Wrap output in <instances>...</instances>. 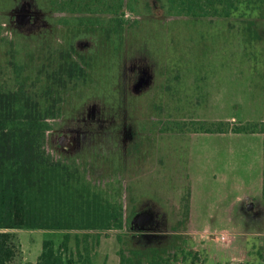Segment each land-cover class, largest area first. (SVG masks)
<instances>
[{"label":"rangeland","instance_id":"rangeland-1","mask_svg":"<svg viewBox=\"0 0 264 264\" xmlns=\"http://www.w3.org/2000/svg\"><path fill=\"white\" fill-rule=\"evenodd\" d=\"M25 1L35 9L24 26L16 17L24 0H0V55L1 44L12 39L28 50L67 41L72 28L61 20L69 24V15L44 12L36 0ZM151 6V15L139 16L140 24L123 42L119 56L94 59L86 85V95L93 97L78 118L53 123L45 143L55 159L87 157L88 178L102 188L101 195L125 207L129 203L132 212L126 211L124 228L10 229L20 245L13 264L36 262L44 240L57 244L67 233L73 250L77 236H98L92 255L96 264H118L121 248L130 255V250L151 247L178 251L185 264H264V212L259 210L264 187L257 184L244 151H224L244 142L230 143L200 130L246 126L264 133V22L255 27L236 18L193 20L166 16L157 3ZM243 26L254 31L244 36ZM136 64L153 77L139 95L132 90L137 76L131 80L129 73ZM79 117L86 135L75 149L70 145V152L60 151L59 136L78 130ZM248 197L257 201L254 211L243 206ZM187 198L189 220L182 214ZM145 209L154 212L158 229L131 230L133 214ZM177 210L181 214L173 216Z\"/></svg>","mask_w":264,"mask_h":264},{"label":"trees","instance_id":"trees-1","mask_svg":"<svg viewBox=\"0 0 264 264\" xmlns=\"http://www.w3.org/2000/svg\"><path fill=\"white\" fill-rule=\"evenodd\" d=\"M36 2L44 12L69 15V24L66 20L61 23L72 30H67L64 45L41 44L28 50L14 39L1 44L0 264L13 263L20 253V245L10 229L124 228L129 217L126 211L132 212L129 203L125 207L101 195L102 188L88 178L87 157L76 154L55 159L46 150L45 143L53 123L61 118H78L83 104L93 97L86 95V85L92 79L94 59L120 53L123 42L140 24L139 16L151 15V3H157L166 16H186L193 20L236 18L252 22L255 27L264 22V0ZM1 29L0 23V33ZM243 29L244 36L254 31L250 26ZM82 42L89 44L80 49ZM78 120L83 128L80 124L83 119ZM200 130L205 133L256 132L246 126ZM186 201L188 214L189 198ZM184 217L189 219V216ZM90 236L85 234L83 239L77 236L74 250L70 247L69 233L57 244L46 239L37 261L27 264H96L92 255L99 239ZM117 238L123 241L121 235ZM118 254L120 264H185L180 252H162L158 247L130 250V255L121 248Z\"/></svg>","mask_w":264,"mask_h":264},{"label":"crops","instance_id":"crops-1","mask_svg":"<svg viewBox=\"0 0 264 264\" xmlns=\"http://www.w3.org/2000/svg\"><path fill=\"white\" fill-rule=\"evenodd\" d=\"M214 134H218V135H220V137L227 138L228 141H230V143H233L235 141L244 142V143L240 144L239 148L230 147L229 149H226L224 151H225V153H235L238 150L244 151L246 153L245 160L247 161V163L246 162H244V163L250 164V167L253 168V170H254V173L257 177V180H259V182L257 184H260L261 187L263 188L264 187V133H257V132L236 133V132L228 131V132H215ZM256 137H259V138H257V140L255 142L254 138H256ZM229 146H231V145H229ZM240 159H244V156H241ZM186 203H187V201L185 200V203H184L183 209H182V214H183V216H190V210H191L190 206H189L188 214H186V212H185ZM189 205H190V198H189ZM259 205H261V204H259ZM243 206L248 211H252V210L254 211V209L257 207V201L251 199V197H248L244 201ZM249 206L252 208L249 209ZM259 210H262L264 212V206H263V209H259ZM138 211H141V210H138ZM138 211H136V212H138ZM179 214H181V212L179 210H177V212L173 213V216H178ZM27 263H30V262H27ZM191 263L192 262H190L188 264H191ZM197 263H199V262H195L192 264H197ZM10 264H13V263H10ZM104 264H108V263L106 262ZM118 264H120V259L118 261Z\"/></svg>","mask_w":264,"mask_h":264},{"label":"flooded vegetation","instance_id":"flooded-vegetation-1","mask_svg":"<svg viewBox=\"0 0 264 264\" xmlns=\"http://www.w3.org/2000/svg\"><path fill=\"white\" fill-rule=\"evenodd\" d=\"M35 9V7H34V3H32L31 1L29 2V1H25L24 0V3H22L20 6H19V8L17 9V11H18V13H17V16L19 15V14H22V12L21 11H23L24 13H25V15H27L28 16V19H27V22L25 23V24H22V25H28L29 23H30V21H32L31 19H32V16L34 15L33 13H34V9ZM40 9V8H39ZM41 11H43V10H41ZM16 16V17H17ZM18 24V23H17ZM19 26H21V25H19ZM142 69H144V70H142ZM146 71V68L145 67H143V68H141V65H138V64H136V65H133V67H131L130 68V79L132 80L133 79V77H135V76H137L136 78H134V84H133V91H135L136 89H137V87H136V83L140 80V79H142L144 76H145V72ZM139 73V76L137 75ZM124 84H126L125 82H123ZM77 129L78 130H68V131H65L64 133H62L61 134V136H59V141H58V144H59V147L61 148V150L60 151H69L70 152V149H69V147H70V145H72V147H73V149H75V147L76 146H78V141H80L81 140V138L83 137V136H85L86 135V133L84 132V130H82V128L80 127H77ZM73 132H76V134L77 135H72V133ZM83 133V134H82ZM64 136H66V139H62V140H66L67 142H68V145H66L65 147H63V146H61V144H60V139L62 138V137H64ZM90 136V135H89ZM70 140V141H69ZM69 149V150H68ZM62 151V152H63ZM73 151H75V150H73ZM141 211H144L145 213H149V214H151L152 216H155V214H154V212L151 210V209H145V210H141ZM137 213V212H136ZM135 213V214H136ZM135 214H133V216L135 215ZM134 225V224H133ZM140 225V223H137V224H135L134 225V227L135 226H139ZM150 225V226H149ZM146 226H148V227H150V228H154V229H158V224H157V222H156V219H155V217L150 221V222H148L147 224H146Z\"/></svg>","mask_w":264,"mask_h":264},{"label":"water","instance_id":"water-1","mask_svg":"<svg viewBox=\"0 0 264 264\" xmlns=\"http://www.w3.org/2000/svg\"><path fill=\"white\" fill-rule=\"evenodd\" d=\"M22 14H19L17 16V23L18 24H25L27 22L28 16L25 15V13L23 11H21ZM146 75L140 79L137 83H136V87L137 89L135 90V93L137 95L141 94L142 92H144L145 89L149 88L152 84V76L148 73H145ZM62 139H66V136L62 137L60 139V144L61 146L65 147L66 145H68V142L66 140H62ZM252 207L249 206V209H251ZM152 220V215L151 214H147L144 211H138L131 219V223L132 225L140 223L139 226H131L130 229L134 230L136 232H147V231H154V228H150L148 226H146V224L148 222H150Z\"/></svg>","mask_w":264,"mask_h":264},{"label":"built area","instance_id":"built-area-1","mask_svg":"<svg viewBox=\"0 0 264 264\" xmlns=\"http://www.w3.org/2000/svg\"><path fill=\"white\" fill-rule=\"evenodd\" d=\"M221 234H222V233H221ZM220 238H221V240L225 241L226 238H227V236H226L225 234H222V235L220 236Z\"/></svg>","mask_w":264,"mask_h":264}]
</instances>
